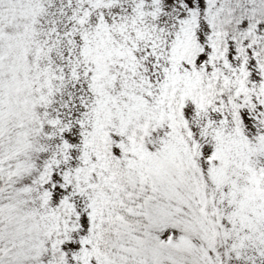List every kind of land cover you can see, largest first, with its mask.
<instances>
[{
  "label": "snow or ice",
  "instance_id": "obj_1",
  "mask_svg": "<svg viewBox=\"0 0 264 264\" xmlns=\"http://www.w3.org/2000/svg\"><path fill=\"white\" fill-rule=\"evenodd\" d=\"M0 264H264V0H0Z\"/></svg>",
  "mask_w": 264,
  "mask_h": 264
}]
</instances>
